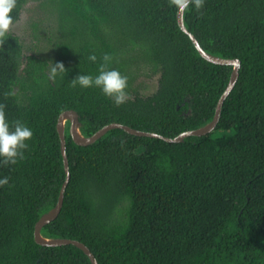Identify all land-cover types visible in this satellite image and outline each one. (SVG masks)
<instances>
[{
    "label": "trees",
    "instance_id": "obj_1",
    "mask_svg": "<svg viewBox=\"0 0 264 264\" xmlns=\"http://www.w3.org/2000/svg\"><path fill=\"white\" fill-rule=\"evenodd\" d=\"M26 2L17 0L13 22ZM59 2L79 36L75 50L62 46L63 71L49 74V60L36 54L22 67L20 38L8 32L0 40V104L10 124L34 133L23 160L0 164V178L8 177L0 186V264H93L75 244L35 236L67 177L64 111L77 112L87 138L113 122L174 138L214 120L234 71L200 54L171 0ZM184 25L208 54L241 61L217 127L180 142L115 128L82 145L67 120L71 176L44 237L78 240L98 264H264V0H205L184 10ZM105 63L128 76L130 99L119 106L98 87L72 85ZM149 65L161 68L159 87L133 97Z\"/></svg>",
    "mask_w": 264,
    "mask_h": 264
},
{
    "label": "rangeland",
    "instance_id": "obj_2",
    "mask_svg": "<svg viewBox=\"0 0 264 264\" xmlns=\"http://www.w3.org/2000/svg\"><path fill=\"white\" fill-rule=\"evenodd\" d=\"M66 15V10L59 0H27L20 18L13 22L9 30L22 42V67L27 56L31 54L46 57L49 60L51 75L53 67H57L58 63L63 64L62 46L69 44L72 51L76 45L78 46L76 39L79 37L71 34L77 21L68 19ZM160 77V67L144 66L136 79L137 89L132 94L133 97L149 96L156 92Z\"/></svg>",
    "mask_w": 264,
    "mask_h": 264
},
{
    "label": "clouds",
    "instance_id": "obj_3",
    "mask_svg": "<svg viewBox=\"0 0 264 264\" xmlns=\"http://www.w3.org/2000/svg\"><path fill=\"white\" fill-rule=\"evenodd\" d=\"M17 0H0V40L7 36L14 17L10 14L16 6ZM171 2L180 10H188L194 7L196 10L203 8L205 0H171ZM90 61L95 62L97 56L95 53H90L88 56ZM105 62L110 60L109 54L103 55ZM57 67L60 71L64 70V65L58 63ZM57 67H53L55 73ZM72 85H79L82 88L98 87L100 91L119 106L126 103L130 99L127 91L128 76L123 74L119 69L107 68L106 63L100 65L98 74L80 73L72 79ZM10 91L7 95H14ZM34 133L33 130L24 122L16 121L10 124L6 118L4 105L0 104V164L9 165L16 164L18 160H23L25 150L28 148L27 141L31 140ZM8 183V177L0 178V186Z\"/></svg>",
    "mask_w": 264,
    "mask_h": 264
},
{
    "label": "water",
    "instance_id": "obj_4",
    "mask_svg": "<svg viewBox=\"0 0 264 264\" xmlns=\"http://www.w3.org/2000/svg\"><path fill=\"white\" fill-rule=\"evenodd\" d=\"M178 20H179V23H180L181 27L183 28V30L190 35L193 43L195 44V46L197 47L198 51L200 52V54L204 58H206V59H208L210 61L216 62V63L229 64V65H233L234 66L232 79H231L230 84L227 87L226 91L223 92V94H222V96H221V98H220V100L218 102L214 120L210 124H208L207 126L203 127V128H205L204 130H202L203 128H201V129H198V130L186 131V132H183V133H181L180 135H178V136H176L174 138L163 136V135H161L159 133H156V132H148V131L137 130V129H134V128L128 126V125H125V124H122V123H119V122H113V123H110V124L104 126L100 130H98L93 136L88 137V138L83 136V134L81 133V130H80V133L83 136V139H80L79 136H78V132L76 130V125L79 123L77 112L74 109H70V110L64 111L59 117L58 130H59L60 135H61L62 154H63V157H64L67 177H66L65 183L62 186V189H61V192H60L59 201H58V204H57L56 208L51 210L50 213H48L45 216H43L41 218V220L35 226V236H36V239H37L38 242L43 243V244H47V245L68 244V243L75 244V245L79 246L80 248H82L90 256L93 264H98V261H97L95 255H94V253L90 250V248L86 244H84V243H82V242H80L78 240L48 239V238L44 237L41 234L42 227L46 223H48L49 221H51L52 219L57 217L58 214L60 213L59 211H60V209H62V206H63V203H64L66 188H67L68 183L70 181L71 173H70V165H69V159H68L67 150H66L67 146H66V139H65L66 123L64 124V120L66 118H67V120H69L71 122V135H72L73 139L75 140V142H77L79 144H82V145H87V144H91V143L95 142L98 138H100L106 132H108L111 129H115V128H121V129H124V130H126L127 132H129L131 134H135V135H139V136H148V137L162 138V139H164V140H166L168 142H180V141L184 140V138L187 137V136L205 134V133L213 131L217 127V124H218V122L220 120V116H221L222 105H223L225 99L228 97L229 92H231L232 89L234 88L235 83H236V81L238 79L239 69L241 67V61L239 59H223V58L208 54L203 49V47L199 43V41L196 38V36L194 34H192L191 32H189L188 29L186 28V26L184 25V11H182L180 9H179V13H178ZM63 124H64V127L62 128ZM79 125H80V123H79Z\"/></svg>",
    "mask_w": 264,
    "mask_h": 264
},
{
    "label": "bare ground",
    "instance_id": "obj_5",
    "mask_svg": "<svg viewBox=\"0 0 264 264\" xmlns=\"http://www.w3.org/2000/svg\"><path fill=\"white\" fill-rule=\"evenodd\" d=\"M67 122V118L64 120V124ZM64 124H63V126H62V128L64 127ZM80 125H79V123L76 125V130H77V132H78V136H79V138L80 139H83V136H82V134L80 133ZM205 128H203L202 130H204Z\"/></svg>",
    "mask_w": 264,
    "mask_h": 264
}]
</instances>
